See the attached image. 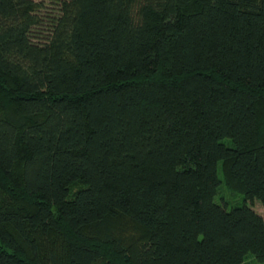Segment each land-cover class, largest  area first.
I'll list each match as a JSON object with an SVG mask.
<instances>
[{
	"label": "trees",
	"instance_id": "trees-1",
	"mask_svg": "<svg viewBox=\"0 0 264 264\" xmlns=\"http://www.w3.org/2000/svg\"><path fill=\"white\" fill-rule=\"evenodd\" d=\"M55 4L0 0V264L264 261V0Z\"/></svg>",
	"mask_w": 264,
	"mask_h": 264
},
{
	"label": "rangeland",
	"instance_id": "rangeland-1",
	"mask_svg": "<svg viewBox=\"0 0 264 264\" xmlns=\"http://www.w3.org/2000/svg\"><path fill=\"white\" fill-rule=\"evenodd\" d=\"M35 1H40V0H35ZM44 1L48 6L47 11H50V14H56V7H57V5L55 4L56 0H44ZM219 176L221 177V173L219 174ZM222 199H224L227 204L226 205L227 210L233 207L242 206L244 203L242 194H238L233 191H230L226 189L224 185L219 186L217 195L215 196V201L218 203H222ZM252 206L257 213H259L264 217L262 207L258 202H254ZM244 262L246 264H264V261L262 262L257 261L252 254H246Z\"/></svg>",
	"mask_w": 264,
	"mask_h": 264
}]
</instances>
